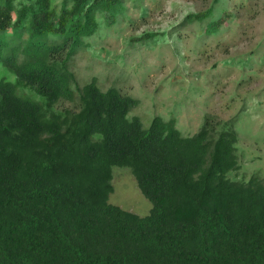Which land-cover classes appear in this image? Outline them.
<instances>
[{
	"label": "trees",
	"instance_id": "16d2710c",
	"mask_svg": "<svg viewBox=\"0 0 264 264\" xmlns=\"http://www.w3.org/2000/svg\"><path fill=\"white\" fill-rule=\"evenodd\" d=\"M120 4L0 0V264H264V177H230L233 122L144 128L136 99L79 86L71 62ZM115 167L152 203L146 217L109 202Z\"/></svg>",
	"mask_w": 264,
	"mask_h": 264
},
{
	"label": "rangeland",
	"instance_id": "374dc122",
	"mask_svg": "<svg viewBox=\"0 0 264 264\" xmlns=\"http://www.w3.org/2000/svg\"><path fill=\"white\" fill-rule=\"evenodd\" d=\"M64 2L53 5L60 11ZM120 3L113 16L97 14L99 31L71 62L79 86L96 80L103 91L115 87L136 99L130 116L139 117L144 128L161 117L175 120L183 136H193L206 117L233 122L241 168L230 177H264V0ZM208 11L203 21H187ZM5 73L0 66V77ZM72 106L63 102L58 108ZM112 184L111 204L149 215L152 203L129 169L113 168Z\"/></svg>",
	"mask_w": 264,
	"mask_h": 264
}]
</instances>
